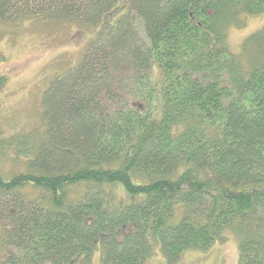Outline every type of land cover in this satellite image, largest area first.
<instances>
[{"label":"trees","instance_id":"16d2710c","mask_svg":"<svg viewBox=\"0 0 264 264\" xmlns=\"http://www.w3.org/2000/svg\"><path fill=\"white\" fill-rule=\"evenodd\" d=\"M257 14L264 0H0L3 22L97 29L45 90L43 129L0 138L23 168L0 176V264L95 248L144 264L154 245L173 264L229 236L239 264H264V23L228 43Z\"/></svg>","mask_w":264,"mask_h":264},{"label":"rangeland","instance_id":"374dc122","mask_svg":"<svg viewBox=\"0 0 264 264\" xmlns=\"http://www.w3.org/2000/svg\"><path fill=\"white\" fill-rule=\"evenodd\" d=\"M264 23V14L245 16L241 28L228 31L230 50L237 53L242 40ZM138 32L142 33L139 22ZM97 29L72 20L20 18L0 21V138L20 132L39 131L42 121L43 94L56 74L75 67L85 55ZM134 88L127 86L123 96L132 97ZM120 95V94H119ZM120 96V97H123ZM23 168L0 154V176L9 178ZM119 192V189L115 188ZM90 264H102L95 248ZM144 264H168L159 246ZM173 264H239L235 238L227 237L206 251L186 250Z\"/></svg>","mask_w":264,"mask_h":264}]
</instances>
